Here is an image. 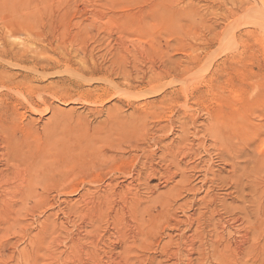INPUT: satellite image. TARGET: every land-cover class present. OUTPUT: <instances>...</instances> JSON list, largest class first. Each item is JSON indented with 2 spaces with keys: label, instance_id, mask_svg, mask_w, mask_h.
I'll use <instances>...</instances> for the list:
<instances>
[{
  "label": "rangeland",
  "instance_id": "374dc122",
  "mask_svg": "<svg viewBox=\"0 0 264 264\" xmlns=\"http://www.w3.org/2000/svg\"><path fill=\"white\" fill-rule=\"evenodd\" d=\"M190 1L0 0V50L8 45L37 50L42 60L33 67L27 60L20 62L21 59L0 57L1 71L13 72L10 79L0 78V153L11 151L14 154L13 163L20 167L8 166L2 180L8 184L0 186V264L199 263L197 257L201 255L195 252L188 257L184 252L175 254L176 243L170 245L166 254L159 251L166 234L175 236L177 233L170 215L162 218L165 214L160 211L159 200L152 201L150 210L152 214L157 212L156 222L160 219L165 223L160 221L161 225L158 222L160 228H156L152 235L142 236L147 241L144 242L141 237L134 240L136 242L130 239L133 242L130 243L131 231L128 227L121 229L123 233H129L124 236L127 240H121L123 243L128 241L127 244L132 245L143 241L135 249L136 254L139 253L136 256L133 253L125 256L127 252L119 247L123 244L112 246L114 249L110 251L111 245L106 240L122 239L119 233L114 231L111 223L106 224L105 218L106 227L103 222L100 223L103 230L90 228L89 215L94 212L87 208L89 214L80 203L87 188L92 190L97 187L96 184L101 187L112 178L127 181L133 177L141 162L160 149L153 142L143 151L136 149L134 144L138 141L139 144L144 135L150 136L158 123L170 120L169 124L176 125V112L181 111L183 104L188 112L191 111L190 115L198 117L197 127L206 121L205 110L218 106V114L223 113L222 119L218 115L220 132L217 139L204 136V147L200 144L191 159L194 162L205 159V164L215 172L217 177L211 186V194L220 196L229 192L227 182L237 179V174L241 176L246 168H253L248 155L264 159V128H255L257 122L264 121V0H248L259 9L257 13L244 16L239 12L226 17L218 15L225 13L221 4L222 8L217 3L201 1L196 4ZM21 76L26 79L34 76V80L21 81ZM139 95L142 96L138 98ZM22 98L31 104H26ZM39 98L45 106L53 103L64 110L48 133L42 125L51 116L50 107L42 114H34L27 107H35V103H40ZM162 98L164 101L160 103ZM144 100L155 103L132 120L133 133L137 131L141 137L113 135L107 128L95 129L99 132L93 133L109 106L117 104L122 106L124 113H128L133 105ZM244 107H251L250 115L240 119V122L237 119V122L225 125L229 120L224 115L230 114L233 118L236 115L237 118L246 110ZM68 109L70 112H67ZM85 132L92 136L83 137ZM48 138L55 140L53 146L46 145ZM250 138L249 147L242 145L243 139ZM164 141L168 142L167 139ZM197 143L194 141L193 145ZM187 145L190 147L192 141H188ZM147 148L153 152L150 153ZM37 151L41 154L36 170L42 173H38L30 191L19 190L20 181L28 175L22 170L25 160L21 158L39 155ZM239 151L242 152L238 154ZM196 152L199 153L195 156ZM231 156H234L236 164L232 173ZM155 168L164 169L160 164ZM195 173H190L191 182L199 186L200 174ZM232 174L235 175L232 177ZM156 176L157 179L146 180L142 175L140 181L134 182L137 183L134 189L136 198L142 201L147 197L153 199L159 194L162 197L166 195L171 184L165 185L164 177L160 174ZM103 178L106 182L101 183ZM225 178L229 180L226 182ZM91 195L93 198L91 193L86 197ZM181 197L192 201L190 193H183ZM121 198L111 197L109 201H120ZM75 203L78 211L68 210V206ZM175 211L176 216L182 218L180 209ZM187 211L192 212L188 208ZM147 218L146 215L144 220L147 224L143 225V229L154 221L153 217L151 222ZM80 225H88L87 231L83 228L78 230ZM183 227L180 226L181 229ZM149 245H152L151 249L147 247ZM143 247L148 251L144 252ZM179 247L183 250L185 244ZM170 257L173 258L170 260Z\"/></svg>",
  "mask_w": 264,
  "mask_h": 264
},
{
  "label": "bare ground",
  "instance_id": "6f19581e",
  "mask_svg": "<svg viewBox=\"0 0 264 264\" xmlns=\"http://www.w3.org/2000/svg\"><path fill=\"white\" fill-rule=\"evenodd\" d=\"M201 1H205V3H207V2H212L214 4L217 3L218 6L221 8L223 6L225 8V13L224 12L218 13V15H220V16L224 15L225 17L227 15H233V14H236L239 12H241L244 16H247V15H250L252 13H257L259 11V9H256L255 7H253L251 5V2H249L248 0H191L190 2L199 4ZM22 48L14 47L12 45H8L6 47H3V49L0 50V57H4L6 59H16V60L21 59L20 62L27 60V62H30L33 65V67L36 65L38 66V64H40V62H42L41 58L39 57V52L37 50H30V49H24V48L22 49ZM47 63L44 62V64L48 65ZM97 67H99V66H97ZM97 67H94V69H96ZM86 70H87V67H86ZM35 71H37V68H35ZM11 72L8 70L1 71V69H0V78H6V79L12 78L13 75L11 74ZM16 74L14 73V75H16ZM33 77H30L31 79H28V78L26 79L25 77L21 76L20 80L21 81L32 80ZM15 78H16V76H15ZM68 81H71V80L68 79ZM73 82H74V80H73ZM24 83H26V82H24ZM66 83H68V82H66ZM49 85H50V83H49ZM62 85H63V83H62ZM37 87H38V85H37ZM40 96H42V95H40ZM141 96L142 95H139L138 98H140ZM144 98H145V96H144ZM22 101H24L26 104L27 103L31 104L29 102H26L24 99ZM38 101L40 103H38V104L35 103L36 104L35 107L32 105H29L27 107L34 114L45 113V111L48 110V107H50L51 116L46 118L48 120L45 123H43V125H42V129L44 131H47V133H48L49 130H53V129H50L51 125H52V128H54L53 127L54 125L52 123H54L55 121L57 123V118L64 112V110L59 108L58 106H56L53 103H49L47 106H45V102L41 98H39ZM163 101H164V99L162 98V99H160L159 102L162 103ZM154 103H155V101H151V100H144L143 102H138L136 105H133V108H131L130 112H128V113H124L122 111L124 109L121 110L122 106H118L116 103H115L116 105L112 104L113 106H111V107L109 106L106 109L104 118L102 117L103 119L98 121V126H96V128H94V130L107 128V130L110 132V134H113V135L118 134V135H122V137H131L134 135L135 137H137V136L139 137L140 135L137 134V131H135L133 133L134 128L132 127V120L134 118H136V116L138 114H140V112L141 113L144 112V110L146 108H148L150 105H152ZM183 106L184 107L181 108V111L176 112V118H175L176 125L169 124L170 120H168V122H163V124L157 122L158 124L155 126V129H153L155 131L151 132L150 136H148L147 134L144 135L143 136L144 138L142 137L143 140H141L139 144H138L139 141L137 140L138 142H136V144H134L135 146L133 145L136 149L139 148L138 150L143 151L146 149V147L149 145L150 142H153L154 143L153 145H155V146L157 145L160 148V149H158L159 151L157 153L152 154L151 156H149L145 160L143 159L144 162H141L140 167H138V169L136 170L135 175L133 177H131L129 180L126 179L127 181H122V179L120 181V180H117L115 178H112V179L109 178L110 180L107 182L103 178V180H101V183H102V181H104L106 183H103L102 186L100 183L99 185L101 187H98V184H96L97 187H94L92 190L87 188L85 190V192H83V199L80 200L82 207L84 209L86 207L85 210L87 212H88V210H92L94 212V214L92 213L93 216H92V214L89 213L90 211L88 212L90 215L86 213L87 216L88 215L91 216L89 218V222H88L89 227L92 229H102L103 230L104 228L100 227V223L103 222V219L105 218L106 224L111 223L114 231L117 230L120 237L122 238V239H119V237H118L117 238V240L119 239L118 241L123 240V238H125L124 237L125 235H129V233L125 234V232L123 233L121 231L122 228L128 227V230L131 231L129 242H130V239H131V241L136 242L137 241L136 239H139L142 236L147 237L149 235H152L153 231H155L156 228H158V227L160 228L161 225H163V224H161V222H163V221L159 219L158 222L161 225L158 226V222H156L154 219L157 216L156 215L157 212L156 213L154 212V214H152L153 212H152V210H150L152 201L159 200L160 204H161L160 211L163 214H165L164 217H162V218H165L166 214H169L170 217L172 218V220L174 221V223L172 222V224H175L177 227V233L174 232L176 234L175 236H172L168 233L166 234L167 237L165 238L164 242L160 243L161 246H160L159 251L161 250V252L165 253L166 251H168V248H170L171 244L175 245V243H176L175 248L177 246V250L175 249L176 250L174 252L175 254L177 252L179 254L184 252L183 254L185 255V257H188V256H191V254L193 252H195L198 255H201V256L197 257V259H199L200 264H264V159H263V157H262V159L260 157L258 159L252 155H248L249 153H246V151H244V153L246 155H248L247 158L249 159V161L253 164V168L252 167L246 168L245 171L242 172L243 174L241 173V176H238V174H237L238 178L237 179L232 178L234 180H232L231 182L229 181L230 183L227 182V180H229V178L228 179L225 178L227 184H229V186H228L230 189L229 192L226 191V193H224L223 195H220V196L215 195V194L214 195L211 194L210 193L211 186L214 185L213 182H214V180H216V177H217L215 172H213L211 170L210 165L205 164L206 163L204 161L205 159L202 161L197 160L195 162L192 161L191 159L193 158L192 154L195 153L196 148H198V146L200 144H201V146L203 144L202 147H204V139H205L204 136H210V137L214 138V140L217 139L218 132H220V131H218V115H220L219 117H220V119H222L221 115H223V113L218 114V106H216L215 108H210V109L205 110L206 121L204 120V122L202 123L203 127H202V125L199 124V127L201 128L200 129L196 125L197 123H199V122H197L198 117L196 118V117L190 115L191 111L189 110L190 112H188V108H187V106H185V104H183ZM41 107H43V108H41ZM135 107L138 108L137 111L135 110ZM245 109L246 110L242 111L241 113H239L237 115L238 116L237 118H235L236 115L234 118H233V116L231 117L230 114L224 115L227 117V120H229L228 122L225 123V125L228 126V124H232L234 121L237 122V119H239L238 122H240V119L244 120V118L252 110L251 107H246ZM69 110L70 109H68L67 112ZM237 111H239V110H237ZM195 116H197V115H195ZM242 122L247 123V121H242ZM27 124H29V121ZM226 127L224 126L223 128H226ZM255 128H258L259 130L264 128V121L257 122ZM96 130L93 131V133L99 132ZM154 132L158 135H155ZM144 134H145V132H144ZM169 134L173 137L170 138L171 136L169 137L168 136ZM82 135H83V137H91L92 136L91 134L88 135V133L82 134ZM47 136H49V135L47 134ZM190 137L191 138L193 137V139H190ZM201 138H203V139H201ZM206 138H208V137H206ZM165 139H167L168 142H165L164 141ZM225 139H227V138H225ZM248 140H251V138L247 139L245 141L243 139V142L241 141L242 145L249 147L250 144H249ZM53 141H55V140H53ZM53 141H52V138H48L45 140V143L47 146L50 147L52 145ZM188 141H192V145L190 147H188V145H187ZM194 141L198 142L197 144H194V145H196L195 148L193 145ZM255 141H256V138H255ZM251 142H252V140H251ZM41 143H43V142H41ZM189 143H191V142H189ZM39 146L41 147V144ZM40 147H39V149H40ZM185 147H188V148H185ZM213 147H214V145H213ZM181 148H182V150L178 151ZM66 149L69 151V149L67 147H66ZM148 150H150L149 151L150 153L153 152V151H151L152 149L147 148V151ZM0 151H1V149H0ZM41 151H42V149H41ZM205 152H207V151H205ZM241 152L242 151H239L238 154ZM37 153H39V152L37 151ZM64 153H66V151ZM198 153L196 152L195 156ZM201 153H203V152H201ZM207 153H209V152H207ZM40 154L41 153H39V155H37V154L36 155H30L28 158H25V157L21 158V160H25L24 161L25 166L22 168V170L28 172V173H26L28 175H26V176H25V174L23 175L25 177L19 183V190H24V191H30L31 190V185L33 184L34 180L36 179V177L39 173L36 169L39 165V160H38L39 157L38 156H40ZM104 154H106V153H104ZM127 154L128 153H126L125 155H127ZM66 155H69V154L66 153ZM107 155L111 157V155H109V154H107ZM121 155H123V154H121ZM125 155L122 157H125ZM255 156H257V155H255ZM119 157H120V155H119ZM233 157L234 156H231L232 159H233ZM244 157H246V156H244ZM140 158H142V157H140ZM231 158L229 159V157H228L227 159H229V161L231 162L230 168L232 167V171H230V172L232 173L235 171V168H236L235 165L236 164H234L235 163L234 159L232 161ZM50 159H51V157H50ZM107 159H109V157ZM111 159L112 158H110V160ZM195 159H198V157H196ZM248 159H247V161H248ZM143 160H141V161H143ZM188 160L190 161V163L188 162ZM13 162H14V154L11 153V151L7 150V152H4V153L1 152L0 153V186L8 184V182L4 184V182L2 181L6 175V171L8 169V166H10V167L15 166L16 168H20L16 163H13ZM44 162L45 161H43L42 163H44ZM104 162H106V159ZM159 164H160L161 168H164L163 170H161L162 172L159 169L155 168V166L159 165ZM227 164H229V162ZM101 167H102V165H101ZM117 171H118V168H117ZM113 172H115V171H113ZM191 172H196L195 174H200L199 175L200 176L199 186L192 184L191 180L193 178H192V175L190 174ZM41 173H39V174H41ZM132 174H134V173H132ZM157 174H160V176L164 177L163 183L165 185L171 184L167 188L168 190L166 189L167 190L166 195L164 197H162L159 194L158 197L155 196L156 198L153 197V199H152V197H149V198L147 197V199L142 200V201L140 199L136 198V193H135L134 189H136L135 185L137 183L135 184L134 182L137 180L140 181V177L142 175H144L146 177V180L147 179L150 180L151 178L157 179L156 178ZM18 175H20V174H18ZM233 175H235V174H232V177H233ZM8 176H9V174H8ZM46 176H48V175H46ZM111 176H113V175H111ZM114 176H116V175H114ZM104 177H106V176H104ZM16 178H17V176H16ZM9 179H10V176H9ZM96 179H97V177H96ZM98 179H101V178H98ZM123 179L125 180L124 177H123ZM230 180H231V177H230ZM144 183H145V181H144ZM13 185H15V184H13ZM72 185H74V184H72ZM75 186H77V185H75ZM92 186L93 185H91V187ZM224 186H226V185H224ZM70 187H72V186H70ZM72 188H74V187H72ZM74 189H77V188H74ZM201 191L203 192L202 196H200L198 198V195ZM136 192L138 193V191H136ZM186 192L192 194V197L190 198L192 201L189 202L187 199L181 197L182 194L186 193ZM90 193L93 194V198H92V195L90 197H86V195L87 194L90 195ZM126 193H128V194H126ZM129 194L131 195V197ZM125 195L126 196L129 195L128 197H130V199H128V197L125 198ZM121 196L123 199L121 198L122 200H120V201H118V200L117 201H109V198H111V197L115 198V197H121ZM148 196H150V195H148ZM170 197L172 198L171 200H170ZM228 198L231 201L227 202ZM236 202H238L239 204H236ZM87 208H88V210H87ZM187 208L189 210H192V212H188V211L185 212V210H187ZM70 209H73L74 211H78L79 208H77L76 203H75L71 206H68V210H70ZM177 209H180V211L182 213V218H179V216H176L175 210H177ZM146 215L148 216L147 219L150 220V222L152 220V217H153L154 221L146 229H143L144 228L143 225L147 224V223H145L146 220H144ZM88 217H87V219H88ZM82 219H84V218H82ZM156 220H157V217H156ZM108 221H110V222H108ZM164 221H166V219ZM163 223H165V222H163ZM167 223L169 224L170 222H167ZM81 224H84V223H81ZM111 224L109 225L110 228H111ZM182 225L184 227L181 229L180 226H182ZM87 226L88 225H80V226H78V230H80V228H83V230L86 232ZM103 226L106 227L105 223L103 224ZM132 226L134 228H132ZM105 229H107V228H105ZM111 234H113V233H111ZM115 234L116 233H114V235ZM106 235H107V232H106ZM195 237H196V239H195ZM82 238L83 237H80V239H82ZM115 239H114V241H113V239H111L112 242L110 241V239L106 240V241H107V243H109L111 245V248H112V246L115 247V246H119V244H123V245H120L119 247H121V248L123 247V249L125 250V251H123L124 253L127 252V253H125V256H127L126 254L129 255V253H131V254L133 253L134 256L139 255V253L136 254L135 249L138 248L137 246H139L140 243H142L143 241L145 242V240H146V239H143V237H142L141 238V239H143L142 242L139 241L140 243L137 242L135 244L129 245L130 243H133V242H130L127 244L128 241H126V243H123L124 241L123 242L121 241V243H120L117 240L115 241ZM125 239L127 240L128 238H125ZM134 240H136V241H134ZM149 242H150V239H149ZM182 243L185 244V247L183 248V250H180L179 245H182ZM136 244H138V245H136ZM145 244H147V243H145ZM102 245H103V243H102ZM142 246L143 245L141 244V246L139 248L140 250H141ZM144 246L146 247V245H144ZM147 247L152 248V245L151 246L149 245ZM172 247L174 249V246H172ZM107 248H109V246H107ZM111 248H110V251L114 249V248H112V249ZM146 249H144V247H143L144 252ZM106 251L108 252L109 249ZM146 251H148V250H146ZM171 251H173V250H171ZM161 252H159V253H161ZM142 254H144V253H142ZM146 255H150V254H146ZM140 256H142V255H140ZM144 256L145 255H143V257ZM181 256L179 255V257H181ZM111 257H113V256H111ZM150 258H151V256H150ZM171 258H173V257H170L169 259L171 260ZM189 258H187V259H189ZM151 259H149V261H151ZM178 262L179 261H177V263Z\"/></svg>",
  "mask_w": 264,
  "mask_h": 264
}]
</instances>
